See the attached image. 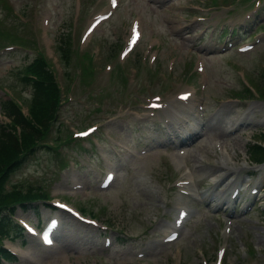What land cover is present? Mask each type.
<instances>
[{"label": "rangeland", "instance_id": "rangeland-1", "mask_svg": "<svg viewBox=\"0 0 264 264\" xmlns=\"http://www.w3.org/2000/svg\"><path fill=\"white\" fill-rule=\"evenodd\" d=\"M250 2L256 12L248 10ZM7 6L11 8L9 11ZM263 6L264 0L259 3L255 0H119L110 16L80 40L90 18L108 9V0L0 1V99L12 89L16 98L22 97L24 102L29 100L31 89L22 80V73L24 64L36 53L44 57L61 86H70L65 94L67 101L57 118L62 122L61 129L56 130V121L43 138L44 142L56 144V147L38 149L10 176V182L26 184L29 180L32 186H44L51 197L66 199L65 195L71 194L66 181L75 171L80 172L86 188L71 194L75 196L67 200L75 206L82 199L89 208L97 210L98 213L93 211L100 217L94 218L110 225L107 230L112 238V243L104 249L101 243L96 244V233L93 237L77 238L69 233L72 226L68 225L63 240L71 248L53 254V248L42 250L29 242L22 248L33 246L31 253L35 256L32 259L18 248L20 259L6 264L22 261L28 264H204L203 258L206 264H213L220 246L224 247L222 264H264L262 211L244 210L241 198L230 223L229 209L216 203L218 193L213 196L219 207L215 208L213 202L200 206L196 201L191 203L188 193L181 191L188 187L184 182L189 170L197 186L208 190L213 178L218 179L217 173L222 170L215 167L216 163L231 165L234 160L241 165L250 161L251 139L257 138L260 129H246L235 134L225 127L230 118L241 119L247 115V108L240 103L253 102L256 112L249 115L264 118V97L250 96L248 100L232 97L238 95V88L246 86L245 82L249 86L244 96L264 95ZM248 13L254 15L247 17ZM134 17L140 20L142 36L128 55L132 58L145 53L147 64L158 62L161 71L157 78L150 76L145 66L129 65L131 68L126 69L129 83L124 87L116 77L115 68L123 62L117 58L118 53L113 59L105 58L112 44L115 43L114 48L118 44L122 47ZM45 18H48L46 22ZM240 20L247 31L239 37L237 30L234 34L231 32L233 24H240ZM225 26L228 29L224 34ZM64 31H69L70 39L65 56L57 42ZM32 33L37 42L34 49L26 50L16 45V42L23 44L24 36H32ZM225 38L237 40V43L253 42L254 46L244 52L237 47L220 49ZM84 49L87 52L94 49L93 61L73 77L86 63L79 60ZM151 54L155 58L150 61ZM197 58L204 62L203 72L197 69ZM187 61H190L188 65ZM192 70L195 72L189 76ZM187 87H192L188 88L192 90V102L202 104V108L193 110L190 117L182 120L193 138L186 139L188 145L182 147L185 152L179 153L177 159L180 160L175 162L178 149L168 146L166 132L157 126L163 111L187 106L174 105L177 92ZM107 92H113V96L109 97ZM153 94H159L161 100L166 101V108H145V98ZM235 103L239 108L232 106ZM219 105L221 110H218ZM190 121L196 124L190 126ZM92 123L97 125L95 131L84 139L78 138V142L56 140L59 132L62 138L67 132ZM200 128L203 136L195 137ZM216 140L225 152L221 153L215 146ZM107 164L116 171V177L111 186L101 190L96 180ZM251 168L255 167H243L242 176ZM177 180L182 182L177 184ZM226 184L219 187H226ZM254 202L264 205L263 192ZM188 203L192 210L179 228V236L161 245L159 239L171 225L178 206ZM18 216L36 220L29 211L20 212ZM228 224L230 228L226 231ZM10 244L15 248L17 241L6 242ZM39 252L46 257L38 260ZM95 253L104 259L96 258Z\"/></svg>", "mask_w": 264, "mask_h": 264}, {"label": "trees", "instance_id": "trees-1", "mask_svg": "<svg viewBox=\"0 0 264 264\" xmlns=\"http://www.w3.org/2000/svg\"><path fill=\"white\" fill-rule=\"evenodd\" d=\"M1 1V0H0ZM9 9V7H6ZM68 34L61 32L58 37V45L65 56ZM115 45V43H114ZM114 48L113 44L110 50ZM27 73L34 72L41 76V80H32L34 93L31 101L30 117H26L11 101L6 98L0 99V109L8 114L11 123L5 128L6 124L0 122V212L7 213L12 210L10 207L14 202H22L28 198L27 194L20 191H5L4 182L8 170L17 163L20 153L26 149H32L34 143L41 139L54 118L55 110L58 105L59 92L50 73L44 65L43 58L32 59L25 67ZM20 73V71H19ZM29 79V78H27ZM49 81V82H44ZM238 94L245 93L243 89H237ZM17 131L16 132V130ZM251 157L254 160L264 158V148L254 144L251 147ZM7 214H0V238L3 234L11 230L12 223Z\"/></svg>", "mask_w": 264, "mask_h": 264}, {"label": "bare ground", "instance_id": "bare-ground-1", "mask_svg": "<svg viewBox=\"0 0 264 264\" xmlns=\"http://www.w3.org/2000/svg\"><path fill=\"white\" fill-rule=\"evenodd\" d=\"M174 157V156H173ZM175 158V157H174ZM182 159V158H181ZM175 160V159H174ZM176 160H178L177 158H176ZM175 162H177V161H175ZM181 163V162H180ZM176 164H178V163H176Z\"/></svg>", "mask_w": 264, "mask_h": 264}]
</instances>
